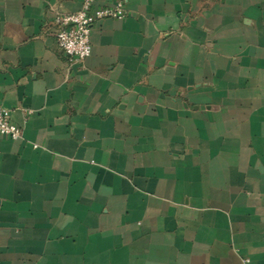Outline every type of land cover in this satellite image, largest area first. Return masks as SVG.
Returning a JSON list of instances; mask_svg holds the SVG:
<instances>
[{
  "label": "crops",
  "instance_id": "0c3cea01",
  "mask_svg": "<svg viewBox=\"0 0 264 264\" xmlns=\"http://www.w3.org/2000/svg\"><path fill=\"white\" fill-rule=\"evenodd\" d=\"M0 0V264H264V0Z\"/></svg>",
  "mask_w": 264,
  "mask_h": 264
},
{
  "label": "built area",
  "instance_id": "2783aa9c",
  "mask_svg": "<svg viewBox=\"0 0 264 264\" xmlns=\"http://www.w3.org/2000/svg\"><path fill=\"white\" fill-rule=\"evenodd\" d=\"M127 16L124 3L98 6L97 0H82L75 13L55 18L54 40L58 50L69 64H82L91 54L92 26L104 19L123 20ZM0 136L15 141L21 138V130L10 120V111L0 107Z\"/></svg>",
  "mask_w": 264,
  "mask_h": 264
}]
</instances>
